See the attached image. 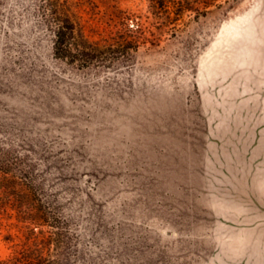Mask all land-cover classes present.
Masks as SVG:
<instances>
[{
    "label": "rangeland",
    "instance_id": "1",
    "mask_svg": "<svg viewBox=\"0 0 264 264\" xmlns=\"http://www.w3.org/2000/svg\"><path fill=\"white\" fill-rule=\"evenodd\" d=\"M45 2L0 0V259L264 264V0L170 29L149 0H55L139 42L88 62L55 55Z\"/></svg>",
    "mask_w": 264,
    "mask_h": 264
},
{
    "label": "trees",
    "instance_id": "2",
    "mask_svg": "<svg viewBox=\"0 0 264 264\" xmlns=\"http://www.w3.org/2000/svg\"><path fill=\"white\" fill-rule=\"evenodd\" d=\"M55 0H46L43 10L45 15L47 12H54L55 18L48 19V25L54 37V52L55 55L64 60L72 62L96 61L101 54L114 53L123 54L124 51L130 52L133 44L139 43L135 38H110L109 40H90L84 31L83 26L77 18L69 14L65 7H60ZM150 11L156 16L163 15L166 21V29H170V24H177L178 16L184 15L187 11L201 13L206 12L207 8L218 0H149ZM203 3V6L201 5ZM47 11V12H46ZM131 19L133 22H126V29L142 28L143 21L139 16L126 17L125 21ZM43 214L38 213L35 218L29 222L39 223L43 225ZM38 217V218H36ZM36 219L39 222H35ZM25 222V220H22ZM31 227V226H29ZM32 228L31 231H34ZM42 232V231H41ZM49 239L45 238L42 244L36 246L24 247L21 250L15 251L11 256L0 259V264H66L63 259H56L44 252L49 249Z\"/></svg>",
    "mask_w": 264,
    "mask_h": 264
}]
</instances>
